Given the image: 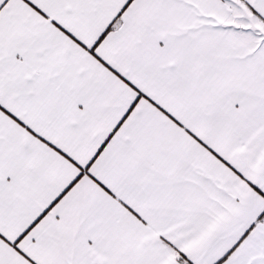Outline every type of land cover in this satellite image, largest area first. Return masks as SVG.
Listing matches in <instances>:
<instances>
[{"label": "snow or ice", "instance_id": "1", "mask_svg": "<svg viewBox=\"0 0 264 264\" xmlns=\"http://www.w3.org/2000/svg\"><path fill=\"white\" fill-rule=\"evenodd\" d=\"M0 264H264V0H0Z\"/></svg>", "mask_w": 264, "mask_h": 264}]
</instances>
